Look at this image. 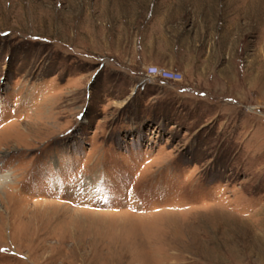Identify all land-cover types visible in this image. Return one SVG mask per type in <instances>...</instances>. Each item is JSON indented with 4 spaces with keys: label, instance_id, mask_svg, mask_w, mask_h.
Returning a JSON list of instances; mask_svg holds the SVG:
<instances>
[{
    "label": "rangeland",
    "instance_id": "rangeland-1",
    "mask_svg": "<svg viewBox=\"0 0 264 264\" xmlns=\"http://www.w3.org/2000/svg\"><path fill=\"white\" fill-rule=\"evenodd\" d=\"M0 264H264V0H0Z\"/></svg>",
    "mask_w": 264,
    "mask_h": 264
},
{
    "label": "built area",
    "instance_id": "built-area-1",
    "mask_svg": "<svg viewBox=\"0 0 264 264\" xmlns=\"http://www.w3.org/2000/svg\"><path fill=\"white\" fill-rule=\"evenodd\" d=\"M147 78L151 82L161 80L171 83H180L183 81L184 76L178 71L164 69L158 66H150L147 69Z\"/></svg>",
    "mask_w": 264,
    "mask_h": 264
}]
</instances>
